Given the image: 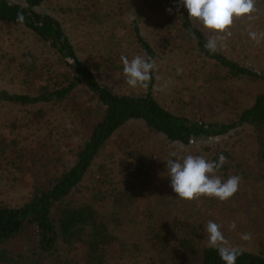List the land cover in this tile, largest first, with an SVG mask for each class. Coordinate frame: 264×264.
Returning <instances> with one entry per match:
<instances>
[{"label":"trees","instance_id":"obj_1","mask_svg":"<svg viewBox=\"0 0 264 264\" xmlns=\"http://www.w3.org/2000/svg\"><path fill=\"white\" fill-rule=\"evenodd\" d=\"M85 1L92 8L87 16L90 23L104 18L99 14L107 13L106 6L115 8V16H124L126 20L121 22L128 26H122L119 34L133 38L146 59H152L155 53L144 38H194L199 56L222 70L224 78L241 83L264 79L262 72L241 65L238 59L218 49L215 53L208 51L206 36L213 33L190 19L182 5L177 10L178 0ZM47 2L0 0L3 37L9 38L20 30L36 50L42 48L52 58L46 56L43 64L35 50L28 49L15 57L1 54L0 49V75L6 74L24 87L21 93L0 91V110L8 116V109L25 112L46 132L36 146L20 147L4 133L13 123L0 122V169L18 182L13 188L22 189L14 202L0 200V264H224L218 251L205 245V227L193 222V215L177 212L174 218L161 214L156 219L149 213L144 218L141 238L130 237L136 225L130 214L136 204V192L149 187V173L158 164L153 156L144 153L146 143L137 142L135 149L127 147L124 160L117 166L97 165L96 160L130 124H140L147 143L148 138L157 136L181 148L190 147L202 137H220L236 128L248 127L255 145L250 156L253 172L262 178L264 91L256 94L234 119L220 123L192 121L163 106L153 95L154 71L143 92L115 93L101 84L78 57L62 22L39 10ZM169 8L171 14L166 11ZM256 9L251 17L234 18L238 37L253 20L264 15V0H256ZM18 13L23 14V22L17 20ZM65 106L71 109L69 116L75 114L76 126L72 128L81 135L75 143L69 142L67 135L72 121L61 124L59 131L50 121L55 111L54 115L61 109L66 112ZM68 143L75 144L70 151ZM191 154L210 161H218L223 154L227 162L217 174L224 180L231 176L234 160L222 147H203ZM237 167L243 178L249 177L250 172L242 171L248 166L244 168L238 162ZM203 199L213 203L216 198ZM18 242L21 250L16 252L11 246ZM236 264H264V254L239 249Z\"/></svg>","mask_w":264,"mask_h":264},{"label":"rangeland","instance_id":"obj_2","mask_svg":"<svg viewBox=\"0 0 264 264\" xmlns=\"http://www.w3.org/2000/svg\"><path fill=\"white\" fill-rule=\"evenodd\" d=\"M9 1L23 3V0ZM106 8L109 14H99L104 18L93 23H90L87 17L92 8L85 0H48L39 10L57 17L62 22L70 41L77 50L78 57L92 69L101 84L118 94H139L143 92L144 87L133 88L126 84L120 58L124 55L131 59L136 55L143 56L144 52L135 44L133 38H125L124 34L123 37L119 34L122 26H128L121 22L126 18L119 14L115 16L116 11L113 6H106ZM166 16L169 17V14ZM251 24L245 27L246 31L240 37L237 36L236 24L231 26L229 29L232 33L231 37L226 41L218 42L221 45L218 50L230 58L238 59L241 65L256 72H262L264 76V40L256 44L248 36L249 31L264 32V15L253 20ZM144 39L155 53L152 60L157 65V70H154L153 95L163 106L178 116L200 123L228 121L234 119L240 110L249 106L256 94L264 91V79L256 83H241L224 78L222 70L199 56L194 38H168V41L165 38ZM0 49L3 50L1 54H13L15 57L32 49L43 64L46 62L44 61L46 56L52 60L44 49L36 50L28 41L27 35L20 30L13 32L9 38H4L0 33ZM178 68L182 69L180 74H177ZM0 91L21 93L24 87L20 86L18 80L3 74L0 75ZM62 110L56 115L54 114L57 111L52 114L50 120L53 123L52 127H58L59 131L61 124L68 123V120L72 121L69 125L71 130L69 129L67 135L68 141L75 143L81 137L80 133H76L72 128L76 126L75 114L73 113V117L69 116L71 109L68 106L64 108L66 112ZM7 111L10 112V116L4 115V110H0V122L7 123L9 120L13 123L11 126L7 125L9 128L4 131L9 140H16L20 147H34L44 140L45 130H40L41 126L32 122L25 112L10 109L5 112ZM144 136L146 135L140 124H130L120 131L96 160L97 165L117 166L124 160L128 151L127 147L135 149L138 143H146L144 153L153 156V159L158 162L149 173L152 183L147 189L136 192V204L130 211L136 224L135 229L130 231L132 239L141 238L144 218L149 213L154 214L156 219L158 216L161 218V214L171 219L178 212L184 216L193 215L195 218L193 222L198 221L205 228L209 220L215 221L223 226L222 231L231 246L264 254V175L260 178L256 171L253 172V161L250 156L255 145L252 132L248 127L236 128L220 137L196 139L187 148L167 144L157 136L148 138L150 143H147V140H143ZM74 143L66 145L69 151L75 147ZM214 145L227 150L233 157L231 176L241 177L239 190L223 204L218 203L217 199L213 203L207 202L203 197L192 201L179 199L170 187V176L166 168L169 154L172 151L178 154L197 153L203 147ZM238 162L244 168L248 166L242 171L250 172L249 177H242L243 174L237 167ZM17 183L12 175H8V171L3 172L0 169L1 201L14 202L21 196L22 189L12 187ZM231 222L236 224L234 230L228 228ZM242 233H251V239H241ZM205 241L206 244H204L208 245L207 237ZM11 248L18 252L21 250V244L13 243ZM143 264L154 263L145 261Z\"/></svg>","mask_w":264,"mask_h":264},{"label":"clouds","instance_id":"obj_3","mask_svg":"<svg viewBox=\"0 0 264 264\" xmlns=\"http://www.w3.org/2000/svg\"><path fill=\"white\" fill-rule=\"evenodd\" d=\"M187 9L188 17L199 21L203 29L213 33L206 36L205 48L215 53L218 42L226 41L231 37L229 30L234 23V18L251 17L256 12V0H178L179 6ZM169 14L172 9H166ZM17 20L23 22L22 13H18ZM249 38L256 44L264 40V32L249 31ZM125 82L130 87H148L152 79V72L157 70V65L151 58L136 55L129 59L121 56ZM182 69H177L180 74ZM176 159L173 160L172 158ZM227 162V157L221 154L218 161H210L201 155L187 154L181 156L176 151L169 154L166 160L170 187L181 200L192 201L201 197L216 198L227 201L239 190L241 177L229 176L226 180L218 174V169ZM222 225L209 220L206 224L208 246L216 249L224 264H236L239 249L229 244L222 231ZM230 230L236 228L235 222L228 224ZM241 239L250 240L251 233H242Z\"/></svg>","mask_w":264,"mask_h":264}]
</instances>
